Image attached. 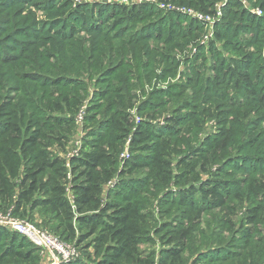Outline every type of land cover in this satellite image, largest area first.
Listing matches in <instances>:
<instances>
[{
    "label": "rangeland",
    "instance_id": "obj_1",
    "mask_svg": "<svg viewBox=\"0 0 264 264\" xmlns=\"http://www.w3.org/2000/svg\"><path fill=\"white\" fill-rule=\"evenodd\" d=\"M70 1H72L70 8H75L81 3H116L127 6L148 4L152 8L154 6V9L161 14L172 11L168 5L179 6L190 10V13H200L204 18L200 21L204 31L196 41L189 42L188 46L181 50H173L170 56L163 54L160 49L161 44L154 39L126 41L142 45L144 50L148 49L143 54L137 53L128 46H123L119 54H101L106 51L102 48L93 51L91 48L93 38L89 37L90 34L87 32L58 26L60 16L65 12L60 9L61 0H1L0 94L9 93V99L15 97L21 98L22 101H31L30 109H27V115L25 114V121L34 113H45L46 120L50 115L72 117L70 125L64 121V127L61 128L62 135L58 139L49 140L46 148L51 157H59L64 161L65 172L62 181L67 187L69 198L71 199L69 187L74 178L72 159L83 149H88L89 141L96 133H102L97 131L101 124H109L108 117L113 112L107 110L105 99L107 96L110 100L115 99V89L121 87L120 94L126 100L124 107L126 130L122 133L121 142L115 152V173L101 187L102 203L104 204L109 198L116 203H125L146 177V170H140L133 175L128 174L126 170L129 161H141L150 153L142 150L143 142H135L137 131L146 130L151 141L162 140L159 145L161 149L168 144L167 139L170 140L168 148L165 149L170 163L168 170L171 173L170 180L160 188L158 184L149 186L137 196L138 208L140 212L143 211L142 214L147 220L145 228L148 232H145L138 252L128 264H157L163 248L170 246H166L167 240H164L169 239V229L183 225V212L190 202L196 208L189 213L190 237L180 256L172 264H264V223L248 224L250 229L247 238H244L245 233L241 232V228L247 225V215L253 213L254 207L264 210V191L258 190L254 198L242 200L231 194L225 205L218 207L211 201L210 196L205 197L191 188L197 187L202 179L218 177L227 180L229 191L235 193L244 189L245 181L249 176L256 175L258 179H264V121L256 125H252L251 120L248 121L256 115V112L253 114L255 109L250 107V101L241 95L238 87L231 84V78L226 82L230 85V103L227 100L221 102L224 99L223 91L214 95L203 92L198 95L188 86L187 73L184 72L188 57L195 54L199 46H207L214 38L215 26L222 20L224 8L229 0H217L211 8V13H203L187 4H178L180 0ZM183 1L186 3L189 0ZM237 1L238 5L247 11L264 17V11L257 5L256 0ZM160 3H165L166 6L161 7ZM178 13L192 17L182 12ZM158 17L149 16L144 20L155 21ZM207 18L211 21L205 20ZM139 30L136 32L129 30L127 33L132 39H139L144 33L143 30L140 32ZM74 32H76L75 38L87 39L80 47L86 49L87 55L90 54L88 63L91 65L89 68L93 69L87 71L84 76L78 75V69L75 67L60 69L65 67V59L69 60L72 54L77 52L76 50L53 47L57 37L64 38V35ZM206 35L207 39H205ZM248 37H250L248 33L242 32L239 41ZM262 37L260 41L263 42L259 50L254 46L249 47L254 55L260 53L255 60L257 63L252 66L253 71L256 68L253 76L257 78L260 73H264V34ZM214 43L222 54L226 52L222 41H214ZM224 54L230 56L227 52ZM127 58L130 59L129 65L134 64L136 67L130 70L128 75L120 80L121 82L114 83L112 88L109 87V79L106 82L104 78L106 71L112 65L113 68L123 66ZM214 64L215 62H212L208 66L209 69H206L208 75H213ZM55 75L58 76L54 77ZM263 77L260 79L263 80ZM125 79L128 81L127 84L123 82ZM57 83L63 84L57 87ZM256 85L264 91L263 83ZM157 96L162 97L163 101L159 103ZM66 97L68 100H64ZM215 102L219 103L218 107L230 104L231 108L227 110L222 108L220 110L222 114L219 115L216 109H213ZM207 107L214 110L212 115L211 112L205 111ZM48 108L53 111H49ZM172 117L177 123L166 124L167 119ZM120 121L122 123L121 118ZM222 128L231 133V145L227 150L208 154L209 149L205 146L206 138L216 135ZM249 134L252 136L248 137ZM204 158L209 161L205 169L198 166L190 171L184 169V165L181 164V161L193 163L194 159H198V163H201ZM233 160H235L234 164H232ZM23 171L22 162L18 168V176L11 181L19 183L23 178ZM131 180L135 183L140 182L134 190L132 189L134 186L126 185ZM121 184L125 185L123 189L121 188L125 196H121L124 194L118 188ZM17 190L18 188L15 194ZM0 214L31 221L37 227L62 240L57 230L58 222L55 216L48 213L36 209L18 217L13 214V205L0 204ZM7 229L14 231L11 228ZM75 230L74 239L62 240L75 251L67 262L60 260L53 253L35 247L31 242H26L25 237H22L24 240L19 244V249L25 251L30 247L35 248L36 251L30 259L25 262L14 255H8L6 252L9 251H6L4 243L6 235L1 234L0 264H65L75 259L95 264L102 253L95 252L93 236L86 232L84 226L77 223ZM157 230L160 232L156 233ZM163 235L164 239H160ZM29 244L32 245L28 246ZM254 254L258 258H253ZM152 257L154 263L150 261Z\"/></svg>",
    "mask_w": 264,
    "mask_h": 264
},
{
    "label": "trees",
    "instance_id": "obj_2",
    "mask_svg": "<svg viewBox=\"0 0 264 264\" xmlns=\"http://www.w3.org/2000/svg\"><path fill=\"white\" fill-rule=\"evenodd\" d=\"M217 0H180L178 4H187L195 7L203 13H211L212 6ZM257 5L264 11V0H256ZM1 2V0H0ZM70 0H61L60 9L65 10L60 16L61 20L58 26L74 31H82L90 34L93 44L91 48L96 51L102 48L106 52L101 54H119L123 46H128L137 53H144V46L133 44L126 41H149L154 39L161 44L163 54L169 55L173 50H181L193 43L200 37L204 31L202 23L197 19L187 15L170 11L161 14L148 4L123 5L116 3L104 4H77L75 8H70ZM149 16H159L155 21L144 20ZM147 24L144 26V24ZM140 24V25H139ZM106 27V29H104ZM141 28V30H139ZM144 31L141 38H131L127 31ZM246 32L250 35L245 40L239 41L240 34ZM134 34V33H133ZM264 34V17L257 16L238 5L237 0H229L224 8L222 20L215 26L214 38L210 40L207 46H199L195 54L188 57L184 72L187 73L186 79L191 90L198 95L216 94L222 92L224 98L221 102L230 103L229 92L230 85L226 84L231 78V84L238 87L248 101L250 107L255 109V117L251 120L252 125L264 121V91L257 87V83H263L264 73L259 77L253 76L252 66L258 58L249 47L254 46L256 50L260 49V41ZM76 32L70 35H64V38L57 37L54 46L58 48H68L76 50L69 60L65 59V67H75L78 69V75H86V72L92 70L90 54H86V49L80 46L87 39L75 38ZM118 41V43H115ZM214 41H222L223 49L230 56L220 52ZM144 50V51H143ZM90 52V48L88 49ZM168 57V56H167ZM153 62L154 59H153ZM213 65V75H208L206 69ZM156 63V62H155ZM130 64V59L124 61L123 66L116 68L110 67L106 71L104 78L108 86L113 87L114 83L121 82L128 72L136 66ZM112 68V69H111ZM120 68V71L117 70ZM200 69V71H198ZM106 70V69H105ZM138 70V69H137ZM263 72V71H262ZM262 74V75H261ZM58 75H55L56 77ZM264 78V77H263ZM121 80V81H120ZM65 81V80H64ZM124 84L128 81L125 79ZM63 83H57L59 87ZM130 85V84H129ZM128 85V86H129ZM110 88V91H111ZM115 89V99L106 97L107 110L113 113L108 117V125L101 124L96 133L89 141L88 149H83L80 154L73 157V183L69 187L71 199L69 198L67 187L62 181L65 172L64 161L59 157H51L46 151L49 140L58 139L61 134V128L64 127V121L70 125L72 117L64 115H50L48 120L45 113H34L25 121V114L31 101H22V99H9V93L0 94V204L13 205V214L18 217L25 213H31L39 210L55 216L58 226L57 230L64 241H70L76 236L75 223L84 226L86 232L93 236L95 252L102 253V256L95 264H128L133 260L139 250L140 241L145 236L148 229L145 228L147 220L143 211L138 208L137 196L146 190L149 186L160 188L170 180L168 154L165 149L168 144L161 149L159 140L151 141L147 131L142 129L137 131L135 142H143L142 150L150 152L146 154L141 161L126 164L128 174L133 175L140 170H146V177L141 182L131 180L129 184L134 190L138 184L139 188L134 190L132 197L125 203H116L110 198L102 203L100 199L101 187L103 183L109 180L115 173L116 158L115 152L121 142L122 133L126 130L124 117L125 98L120 94L122 88ZM157 101H163L162 97L157 96ZM68 100V97L64 98ZM213 109L221 115V109L231 108L230 104L218 107L219 103H213ZM259 107V109H257ZM210 107L205 111L214 113ZM49 111L51 108H48ZM260 110V111H259ZM72 111V109H69ZM226 112V111H225ZM231 115V113H230ZM37 118V119H34ZM122 120V123L120 121ZM50 120V121H49ZM247 121V122H248ZM173 117L167 119L166 124H175ZM171 134V133H167ZM249 134L248 137H251ZM205 146L208 148V154L227 150L232 142L231 133L222 128L216 135L206 138ZM23 162V178L19 183H13L11 180L18 176V168ZM235 160L232 161L234 164ZM209 161L204 158L201 163L194 159L193 163L181 161L184 169L193 171L196 167L205 169ZM246 171V169L244 170ZM257 171H254L256 173ZM196 175V172L195 174ZM123 176V175H122ZM132 178V177H130ZM199 181V178L197 179ZM246 185L240 192H230L228 181L218 177H208L202 179L197 187H191L197 190L203 196H210L216 206L223 207L230 198L231 194L236 198L251 199L254 198L258 190L264 191V179L260 180L256 175L249 176ZM125 185L118 186L123 189ZM18 188L17 193L15 190ZM121 189V190H122ZM128 190V189H126ZM123 192V190H122ZM39 193V195H36ZM121 196H125L123 192ZM193 203L188 204L183 212V225L169 229L170 236L165 243L166 246L159 256L157 264H172L177 259L181 251L185 248L190 237V215L193 211ZM247 221L241 232L245 233L247 238L250 227L248 224L264 223V210L253 208V213L247 215ZM31 220V219H30ZM166 226H164L165 228ZM160 232L159 230L156 231ZM6 235L5 248L8 255H14L25 262L30 259L36 251L30 247L29 250H20L19 244L24 240L21 234L16 231H10L0 225V235ZM162 236V235H161ZM26 238V237H25ZM27 239V238H26ZM26 241V240H25ZM28 243L30 241L27 239ZM32 243V242H31ZM33 244V243H32ZM29 244L28 246L32 245ZM34 245V244H33ZM37 247L36 245H34ZM39 248V247H38ZM34 256V255H33ZM258 258L256 254L252 256ZM154 263V257L150 260ZM65 264H93L80 260H73ZM238 264V263H236Z\"/></svg>",
    "mask_w": 264,
    "mask_h": 264
},
{
    "label": "built area",
    "instance_id": "obj_3",
    "mask_svg": "<svg viewBox=\"0 0 264 264\" xmlns=\"http://www.w3.org/2000/svg\"><path fill=\"white\" fill-rule=\"evenodd\" d=\"M160 6L165 7L166 5L165 3H160ZM168 8L172 11L191 15L198 21H202L204 19L200 13H190V10H186L183 7L168 5ZM205 20H209V22L211 21L210 18ZM207 38L208 36L206 35L205 39ZM0 225L18 232L37 247L57 255V257L64 262L70 260V258L75 254L72 247L44 229L37 227L31 221L20 220L11 216L0 214Z\"/></svg>",
    "mask_w": 264,
    "mask_h": 264
}]
</instances>
